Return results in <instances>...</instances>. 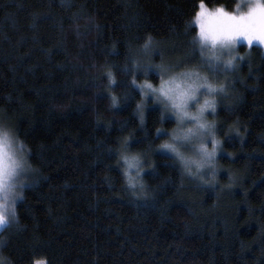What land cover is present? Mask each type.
<instances>
[{
    "label": "trees",
    "instance_id": "obj_1",
    "mask_svg": "<svg viewBox=\"0 0 264 264\" xmlns=\"http://www.w3.org/2000/svg\"><path fill=\"white\" fill-rule=\"evenodd\" d=\"M239 1L0 0V119L36 181L17 203L19 227L0 229V255L11 264H264L262 49L238 47L239 72L210 117L216 175L205 168L203 179L162 148L176 121L161 122L128 71L147 35L174 72L200 69V3L232 13ZM148 82L159 86V74ZM125 141L144 165L147 199L132 196L123 174Z\"/></svg>",
    "mask_w": 264,
    "mask_h": 264
},
{
    "label": "snow or ice",
    "instance_id": "obj_2",
    "mask_svg": "<svg viewBox=\"0 0 264 264\" xmlns=\"http://www.w3.org/2000/svg\"><path fill=\"white\" fill-rule=\"evenodd\" d=\"M62 7H71V0H61ZM194 23L199 28L196 49H199L198 67L172 75V67L165 62L164 53L157 47L158 41L147 35L141 45L144 59L130 55V73L133 75L132 86L139 89L145 98L153 97L163 106L160 120L163 122L167 114L175 117L177 131L171 135V142L162 148L171 152L188 176L203 179L201 172L205 168L213 169L215 177V158L219 141L216 139V125L207 119L206 113L216 115L217 97H227L232 88L228 83L239 72V63L244 58H237L236 47L239 42L246 41L251 47L254 42L264 45V4L260 0H249L248 3L237 5L236 11L230 13L222 7L212 11L202 2L199 5ZM186 31L188 27L186 26ZM159 56L160 63L153 61ZM156 72L160 77L159 87L149 80V73ZM143 75L144 83L137 84L136 74ZM109 86L116 83L111 72L107 73ZM221 77L223 79H221ZM113 106H117L116 97H112ZM145 104L137 105L136 114L141 125L144 124ZM157 129V134H161ZM238 133V130H237ZM17 145L19 154L6 151ZM209 143L211 150H209ZM120 159L124 162L123 174L127 184L133 189L132 196L136 199H147L146 185L143 182L144 165L138 156H129L128 142L122 145ZM186 153H192L188 155ZM135 175H131V170ZM35 170L28 162L25 145L17 138L14 131L0 123V228L6 231L15 225L19 227L16 206L23 201L24 190L30 187V174ZM31 183H36L32 180ZM138 189V191H135ZM7 241L0 239V247ZM0 264H11L7 257L0 255ZM32 264H47L44 259H34Z\"/></svg>",
    "mask_w": 264,
    "mask_h": 264
},
{
    "label": "rangeland",
    "instance_id": "obj_3",
    "mask_svg": "<svg viewBox=\"0 0 264 264\" xmlns=\"http://www.w3.org/2000/svg\"><path fill=\"white\" fill-rule=\"evenodd\" d=\"M249 2V0H240L239 1V5H243V4H245V3H248ZM260 2L262 3V4H264V0H260ZM200 10V9H199ZM209 11H212V10H209ZM236 11V10H235ZM234 11V12H235ZM234 12H232V13H234ZM196 25V24H195ZM197 29H198V33H199V28H198V26H197ZM241 45H245V46H247V47H249L248 46V44H247V42L246 41H242V42H239L238 44H237V47H236V53H237V58L239 59V57H241L240 56V54L237 52V50H238V47L239 46H241ZM252 46H258L259 48H261L262 49V51H263V53H264V45H260L258 42H254L253 43V45ZM159 62H161L160 61V59H159ZM186 70H188V69H180L179 71H177V72H174L173 70H172V75H176V74H178V73H180V72H184V71H186ZM195 70H197V71H200L201 69H195ZM221 79H223L222 77H221ZM230 80H231V77H230V79H229V81L228 82H230ZM160 84V83H159ZM157 87H159V86H157ZM149 98H153V97H149ZM221 98H223V97H217V99H221ZM154 99V98H153ZM156 103H158L159 104V106L162 108V110H163V106L159 103V102H156ZM169 116H171V117H173L174 119H175V117L174 116H172L170 113L168 114ZM206 116H207V119L210 121V117L212 116V114H211V112H209V113H206ZM176 121V120H175ZM0 123H3V124H5L4 122H2V120L0 119ZM7 126V125H6ZM8 127V126H7ZM174 131H177V124H176V128H175V130ZM173 131V132H174ZM173 132L170 134V138H171V135L173 134ZM170 142H171V139H170ZM208 147H209V150H211V144L209 143V145H208ZM217 153H218V150H217ZM216 153V154H217ZM186 154H188V155H191L192 153H186ZM27 156V155H26ZM130 174L131 175H135V170L133 169V170H131V172H130ZM34 179V172L33 173H31L30 174V180H29V183L31 184V181ZM19 202V201H18ZM17 202V203H18ZM1 229V228H0Z\"/></svg>",
    "mask_w": 264,
    "mask_h": 264
},
{
    "label": "clouds",
    "instance_id": "obj_4",
    "mask_svg": "<svg viewBox=\"0 0 264 264\" xmlns=\"http://www.w3.org/2000/svg\"><path fill=\"white\" fill-rule=\"evenodd\" d=\"M5 149H6V151H11V152H13V153H15V154H19V148H18V146L17 145H12V147H9L8 145H7V143H5Z\"/></svg>",
    "mask_w": 264,
    "mask_h": 264
}]
</instances>
